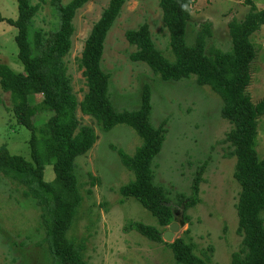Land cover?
<instances>
[{
    "label": "rangeland",
    "instance_id": "1",
    "mask_svg": "<svg viewBox=\"0 0 264 264\" xmlns=\"http://www.w3.org/2000/svg\"><path fill=\"white\" fill-rule=\"evenodd\" d=\"M71 0H61L65 5ZM264 11V0H251ZM39 7L31 22L28 38L37 30L49 32L57 25V15L50 0H29ZM109 0H89L77 10L73 24L72 48L65 59L67 75L78 102L87 88L78 61L93 24ZM159 0H125L109 30L101 60V69L109 76L108 96L115 110L135 111L140 106L143 87L150 90V122L154 128L165 122L166 136L160 153L152 162L154 183L168 192L176 222L181 204L179 196L191 197L194 176L203 166L197 203L182 213L175 239L194 247V254L207 264H229L231 255L241 247L237 233L236 204L240 192L233 178L234 158L224 141L231 125L221 117V100L208 87L198 86L194 77L181 81H163L143 63L132 62L124 34L146 24L156 48L168 54V33L162 22ZM249 10L244 0H194L187 25L186 42L193 45L201 24L212 25L210 47L226 52L231 47L227 24L241 20ZM16 0H0V65L14 73L23 66L14 42L16 29L7 20L17 18ZM256 57L251 64V81L247 88L254 104L264 99V25L251 36ZM31 104L40 97L30 98ZM9 94L0 90V146L11 155L30 159V132L16 125L11 114ZM49 116L35 118L40 126ZM82 125L94 129L97 140L83 156L75 159L74 175L81 198L67 238L86 264H176L168 244L151 241L139 233L137 226L157 229L162 235L167 227L135 199L120 194V188L133 181L114 151L122 149L133 155L140 146L136 133L123 125L101 132L94 121L77 112ZM255 151L264 159V115L258 119ZM51 167L46 178L51 179ZM24 188L0 175V264H54L45 241V226L36 201L23 195ZM264 222V212L261 214Z\"/></svg>",
    "mask_w": 264,
    "mask_h": 264
},
{
    "label": "trees",
    "instance_id": "2",
    "mask_svg": "<svg viewBox=\"0 0 264 264\" xmlns=\"http://www.w3.org/2000/svg\"><path fill=\"white\" fill-rule=\"evenodd\" d=\"M88 1L71 0L63 5L61 0H50L57 25L49 32L35 31L30 40L28 31L39 7L29 0H16L17 18L6 22L16 29L14 42L23 71L14 73L0 65V90L10 96L16 125L30 132L29 160L11 155L5 145L0 146V175L23 187V195L40 207L45 241L54 264H86L67 233L81 201L74 175L75 159L92 148L97 136L92 127L80 123L77 112L93 120L101 132L123 125L136 133L140 146L133 155L114 150L121 165L134 175L133 181L120 188V194L135 199L158 226L173 223L168 192L154 183L151 168L167 131L165 122L157 128L151 125L149 87H143L138 110L117 111L108 96L109 76L101 69L106 36L125 0H109L93 24L78 61L87 91L80 102L73 94L65 59L72 48L76 12ZM244 1L249 10L243 19H232L227 24L231 47L226 52L206 49L212 37L209 22L200 25L194 44H187L186 30L194 0H159L169 55L156 48L146 24L126 31L124 37L135 49L129 55L132 62L145 64L163 81L194 77L198 86L208 87L221 100V117L231 125L223 142L231 149L235 160L233 178L240 187L236 215L241 247L232 253L229 264H264V159L259 160L255 151L264 99L254 104L247 93L256 57L250 38L264 25V11L251 0ZM34 96L40 97L39 103L29 102ZM43 114L49 117L37 126L35 118ZM49 167L51 179L46 178ZM203 171L202 166L194 176L191 197L179 196L178 204L184 211L197 203ZM137 229L149 240L161 242V234L154 227L138 225ZM168 246L176 264H207L194 254L191 243L177 238Z\"/></svg>",
    "mask_w": 264,
    "mask_h": 264
},
{
    "label": "water",
    "instance_id": "3",
    "mask_svg": "<svg viewBox=\"0 0 264 264\" xmlns=\"http://www.w3.org/2000/svg\"><path fill=\"white\" fill-rule=\"evenodd\" d=\"M183 206H181L180 208V213H179V217L177 219L176 222L171 223L168 226V230L165 231L162 235L161 238L164 242L166 243H173V241L175 240V235L179 232L180 230V226H181V221H182V213H183Z\"/></svg>",
    "mask_w": 264,
    "mask_h": 264
}]
</instances>
